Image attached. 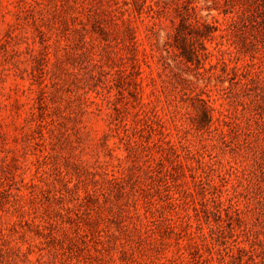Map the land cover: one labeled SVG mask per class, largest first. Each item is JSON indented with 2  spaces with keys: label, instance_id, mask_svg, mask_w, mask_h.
Wrapping results in <instances>:
<instances>
[{
  "label": "rangeland",
  "instance_id": "obj_1",
  "mask_svg": "<svg viewBox=\"0 0 264 264\" xmlns=\"http://www.w3.org/2000/svg\"><path fill=\"white\" fill-rule=\"evenodd\" d=\"M0 264H264V0H0Z\"/></svg>",
  "mask_w": 264,
  "mask_h": 264
},
{
  "label": "trees",
  "instance_id": "obj_2",
  "mask_svg": "<svg viewBox=\"0 0 264 264\" xmlns=\"http://www.w3.org/2000/svg\"><path fill=\"white\" fill-rule=\"evenodd\" d=\"M181 54H182L183 56H185L187 60H190L189 58H190L192 55H194L195 53H194L193 49H189V50L182 49Z\"/></svg>",
  "mask_w": 264,
  "mask_h": 264
}]
</instances>
